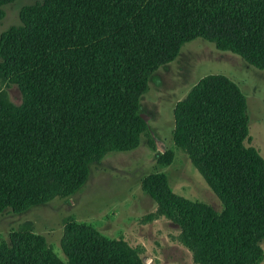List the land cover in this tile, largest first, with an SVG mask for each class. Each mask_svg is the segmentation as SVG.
Wrapping results in <instances>:
<instances>
[{
	"label": "trees",
	"instance_id": "16d2710c",
	"mask_svg": "<svg viewBox=\"0 0 264 264\" xmlns=\"http://www.w3.org/2000/svg\"><path fill=\"white\" fill-rule=\"evenodd\" d=\"M12 0H0L1 6ZM0 29V210L18 211L83 184L88 164L129 149L147 133L139 96L152 71L194 36L264 68V0H33ZM171 137L221 203L173 192L163 172L140 187L178 227L198 264H256L263 255L264 159L245 144V97L221 72L200 75L171 108ZM171 151L156 156L165 163ZM61 261L43 236L12 229L0 264H149L136 246L92 225L65 220Z\"/></svg>",
	"mask_w": 264,
	"mask_h": 264
},
{
	"label": "rangeland",
	"instance_id": "374dc122",
	"mask_svg": "<svg viewBox=\"0 0 264 264\" xmlns=\"http://www.w3.org/2000/svg\"><path fill=\"white\" fill-rule=\"evenodd\" d=\"M31 1L12 0L3 4L0 29L17 23L19 8ZM206 72L224 73L237 83L246 104L248 136L244 143L252 145L264 159V68L247 63L230 50L217 48L210 40L194 36L180 44L171 60L152 71L147 88L138 98L154 145L147 143V133L142 134L135 146L105 151L98 160L90 162L83 184L71 193L18 211L0 210V240L6 239L12 229H30L41 234L55 255L66 261L59 238L63 222L73 219L92 225L107 237H121L136 246L149 264H198L178 240L176 223L151 212L154 202L139 181L151 170L161 171L173 192L220 210L218 197L171 137L174 101ZM0 87L9 100L19 102L20 90L15 83L0 79ZM166 149L171 151L169 160L157 162V154ZM260 245L263 255L256 264H264V238Z\"/></svg>",
	"mask_w": 264,
	"mask_h": 264
}]
</instances>
